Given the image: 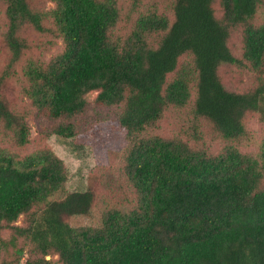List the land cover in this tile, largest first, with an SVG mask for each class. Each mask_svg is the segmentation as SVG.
I'll use <instances>...</instances> for the list:
<instances>
[{
    "label": "trees",
    "instance_id": "16d2710c",
    "mask_svg": "<svg viewBox=\"0 0 264 264\" xmlns=\"http://www.w3.org/2000/svg\"><path fill=\"white\" fill-rule=\"evenodd\" d=\"M139 2L123 15L118 0H0V234L9 232L0 264H53L52 255L58 264H264V138L254 153L238 149L251 142L250 116L264 124V21H255L264 0H173L168 13L137 12ZM56 39L63 49L45 61ZM186 55L194 91L178 71ZM230 66L262 76L235 91L220 76ZM186 107L218 150L191 130L157 133L167 112ZM28 115L40 138L77 149L122 134L118 165L102 160L86 190L70 192L51 149L21 153ZM107 188L124 204L72 225Z\"/></svg>",
    "mask_w": 264,
    "mask_h": 264
},
{
    "label": "rangeland",
    "instance_id": "374dc122",
    "mask_svg": "<svg viewBox=\"0 0 264 264\" xmlns=\"http://www.w3.org/2000/svg\"><path fill=\"white\" fill-rule=\"evenodd\" d=\"M119 5L122 6L123 15L127 14L130 9V0H118ZM173 0H140L139 8L137 12H144L149 7L156 8L161 13H168ZM43 8L50 11L54 8V5L50 2H44ZM136 15L133 14L134 18ZM256 22L264 21V10H259L256 15ZM130 24L125 26L121 24L122 32L129 31ZM120 28V29H121ZM156 39V37H153ZM151 40V39H150ZM232 49L239 59L242 58V42L241 34L235 32L230 39ZM63 42L61 39H56L52 47L48 48L44 54V60L48 61L63 49ZM178 71H184L188 78L192 80L190 83L191 91H194L195 72L193 68L191 56H184L180 59ZM222 81L235 91H245L254 88L258 84V78L262 76L259 72L245 67L230 66L222 69L220 73ZM264 78V75L262 76ZM96 97V92L88 93L85 98L88 103L93 102ZM24 104V102H22ZM24 105H27L26 103ZM192 117L188 108H182L181 110H172L166 113L161 125L159 126L157 133L161 135L171 136H188L190 130L196 135L200 136L212 150H218L222 146V142L218 137L213 134V131L205 123H191ZM26 123L30 130L28 144L23 148L21 153H30L39 148L51 149L58 158H60L68 173L67 189L70 192H82L85 191L88 184L89 175L96 172L98 165H102V160L107 161L113 168L119 163V159L123 152L124 141L122 134L116 137L114 140H109L104 143L97 142L90 148L77 149L72 144V140L63 139L58 136H51L43 139L38 136L37 123L33 116L28 115L26 117ZM246 127L251 133V142L248 144H241L238 149L243 154L254 153L258 149L261 140L264 138V124L260 123L257 116H250L246 121ZM195 128L193 130V128ZM107 163V164H108ZM120 165V164H119ZM124 196L111 188L100 190L98 193V201L94 207L90 217H79L72 220V225H92L96 223L99 218V211L103 208L120 206L124 204ZM22 224V218L16 223ZM3 239L9 237V232L4 231L0 234ZM3 257V252L0 253V260ZM57 256L52 255L46 257V260H50L53 264L57 263Z\"/></svg>",
    "mask_w": 264,
    "mask_h": 264
}]
</instances>
